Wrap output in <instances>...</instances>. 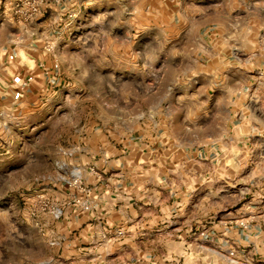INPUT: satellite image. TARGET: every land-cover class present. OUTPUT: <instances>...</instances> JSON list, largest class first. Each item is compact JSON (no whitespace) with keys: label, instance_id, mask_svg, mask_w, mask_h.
<instances>
[{"label":"crops","instance_id":"obj_1","mask_svg":"<svg viewBox=\"0 0 264 264\" xmlns=\"http://www.w3.org/2000/svg\"><path fill=\"white\" fill-rule=\"evenodd\" d=\"M14 2L0 0V77L13 78L6 87L11 93H42L45 77L70 55L74 31H90L84 44L111 46L116 54L129 56L136 42L142 47L155 42L156 48L143 54L179 62L203 56L211 63L201 75L221 78L216 88L235 95L232 127L219 143L182 144L164 133L139 135L131 129L78 134V155L68 167L81 169L82 187L65 181L49 189L63 210L57 246L82 262L172 264L162 257L176 252L187 256L175 264H214L212 256L227 247L217 251L184 239L222 240L233 205L237 211L262 203L264 214V169L259 168L264 161V0H61L41 3L28 22L13 16ZM71 13L76 17H63ZM89 13L96 15L91 22L85 19ZM26 78L29 90L21 85ZM5 84L0 83L1 101L7 98ZM75 196L88 198L90 210L74 209ZM183 221L189 224L169 235L187 244L165 249V228ZM230 232L251 244L263 231L255 225Z\"/></svg>","mask_w":264,"mask_h":264},{"label":"rangeland","instance_id":"obj_2","mask_svg":"<svg viewBox=\"0 0 264 264\" xmlns=\"http://www.w3.org/2000/svg\"><path fill=\"white\" fill-rule=\"evenodd\" d=\"M13 16L20 17L18 13ZM94 16L89 13L85 19L91 22ZM54 23L59 27V18ZM76 33H71L74 42L69 46L70 55L56 63L52 74L45 77L42 93L7 92L13 78L0 77V83L6 82L2 96L7 97L0 100V264H89L77 254L58 248V219L63 210L49 189L65 181L73 185V178L81 175L76 164L68 167V161L78 155V134L98 129L122 134L131 129L133 134L164 133L182 144L198 145L211 140L219 143L232 127L231 102L235 95L216 88L221 78L201 75L212 68L203 56L197 61L179 62L163 61L155 53L143 54L155 49V42L147 47L136 42L125 56L114 53L111 46L84 44L88 30ZM6 64L2 62V67ZM22 81L23 89L29 90V80ZM227 102L229 110L225 109ZM259 168L264 169V161ZM37 194H42L43 201H38ZM77 198L89 202L86 197L75 196L71 206L89 211L91 205L84 209ZM51 206L60 209L59 217ZM256 206L237 211L235 205L230 207L225 223L228 230L225 236L220 235L222 240H184L217 251L227 247L221 255L212 256L214 264H264L263 206ZM218 218L217 214L213 219ZM187 224L175 222L165 228V249L177 251L178 245L187 244L169 235ZM255 225L263 232L251 244L236 240L230 232L232 228L245 230ZM242 235L246 239L248 232ZM254 248L260 252L253 253ZM185 256L174 252L163 255L162 261L181 263Z\"/></svg>","mask_w":264,"mask_h":264},{"label":"built area","instance_id":"obj_3","mask_svg":"<svg viewBox=\"0 0 264 264\" xmlns=\"http://www.w3.org/2000/svg\"><path fill=\"white\" fill-rule=\"evenodd\" d=\"M60 0H15V12L18 13L23 21H27L32 19L34 17L39 9L40 4L43 2H59ZM72 183L76 187H82L80 183V175H77L75 178H73ZM81 191H85L84 188H81ZM37 197L39 198L38 201H43L42 194H37ZM76 202L82 206L84 209L90 208V203L86 200L81 201L79 198L76 199ZM43 205H47V203L44 201L42 202ZM51 210L53 211L54 215L56 217L60 216V209L51 206ZM119 234L122 233V230L119 229L117 231Z\"/></svg>","mask_w":264,"mask_h":264}]
</instances>
